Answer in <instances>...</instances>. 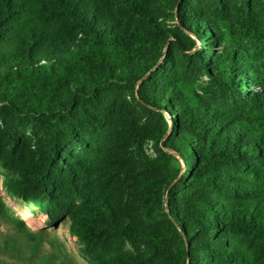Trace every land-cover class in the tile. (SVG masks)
<instances>
[{
	"label": "trees",
	"instance_id": "obj_1",
	"mask_svg": "<svg viewBox=\"0 0 264 264\" xmlns=\"http://www.w3.org/2000/svg\"><path fill=\"white\" fill-rule=\"evenodd\" d=\"M0 173L88 264H264V0H0Z\"/></svg>",
	"mask_w": 264,
	"mask_h": 264
},
{
	"label": "rangeland",
	"instance_id": "obj_2",
	"mask_svg": "<svg viewBox=\"0 0 264 264\" xmlns=\"http://www.w3.org/2000/svg\"><path fill=\"white\" fill-rule=\"evenodd\" d=\"M184 169L185 166L183 165ZM0 194L32 230L37 231L46 228L48 231L47 237L55 238L78 264H88L82 257L76 238L69 233L67 225L61 223L56 226H49L46 224V217L33 206L27 205L19 199L9 197L1 188V173ZM29 246L30 242L26 232L18 233L10 224L0 221V257H3L4 249H8L11 254L24 258L29 254ZM46 249H53V247L46 245Z\"/></svg>",
	"mask_w": 264,
	"mask_h": 264
}]
</instances>
